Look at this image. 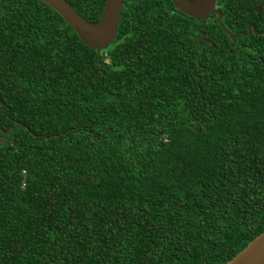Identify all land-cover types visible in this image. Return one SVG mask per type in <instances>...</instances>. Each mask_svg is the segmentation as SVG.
<instances>
[{"label":"trees","instance_id":"1","mask_svg":"<svg viewBox=\"0 0 264 264\" xmlns=\"http://www.w3.org/2000/svg\"><path fill=\"white\" fill-rule=\"evenodd\" d=\"M66 1L90 23L106 3ZM216 4L264 31V0ZM200 24L124 0L97 53L0 0V264H226L264 232V34Z\"/></svg>","mask_w":264,"mask_h":264},{"label":"water","instance_id":"2","mask_svg":"<svg viewBox=\"0 0 264 264\" xmlns=\"http://www.w3.org/2000/svg\"><path fill=\"white\" fill-rule=\"evenodd\" d=\"M64 19L65 23L73 28L78 37L89 47L95 49L97 53L104 51L117 38L118 27L121 20L124 0H106L103 14L97 22L90 23L83 18L74 7L66 0H41ZM175 8L183 14L196 20H201L198 28L201 34L200 44L204 45L206 34L202 31L208 17L210 15L217 16V22L224 32L236 42L240 36H249L252 32L256 35L264 34L257 32L255 26L250 24L246 33L233 35L222 23L223 15L217 8L216 0H171ZM214 47L210 43L206 50ZM205 50V51H206ZM205 51L201 52L197 57L199 62ZM204 72L205 69H202ZM2 100L0 97V111L2 109ZM10 135L11 132H5ZM2 144L5 143L3 139ZM226 264H264V232L256 237L249 245L240 253H238L231 261Z\"/></svg>","mask_w":264,"mask_h":264}]
</instances>
